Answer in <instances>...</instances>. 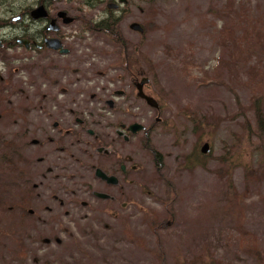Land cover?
I'll list each match as a JSON object with an SVG mask.
<instances>
[{"label": "rangeland", "instance_id": "rangeland-1", "mask_svg": "<svg viewBox=\"0 0 264 264\" xmlns=\"http://www.w3.org/2000/svg\"><path fill=\"white\" fill-rule=\"evenodd\" d=\"M115 1L118 38L72 0L68 53L0 47V264H264V0Z\"/></svg>", "mask_w": 264, "mask_h": 264}, {"label": "flooded vegetation", "instance_id": "flooded-vegetation-1", "mask_svg": "<svg viewBox=\"0 0 264 264\" xmlns=\"http://www.w3.org/2000/svg\"><path fill=\"white\" fill-rule=\"evenodd\" d=\"M72 0H0V47L4 45L22 44L28 50L44 49L53 50L60 53H68L70 47L66 41L75 36L73 23L82 20L81 6H67ZM121 3L125 1L120 0ZM110 3H118L115 0H108L107 10L109 14L115 15L121 4L117 7H109ZM65 12L66 14H62ZM6 13L7 16H4ZM10 14V16H8ZM106 17V18H107ZM73 20L68 22V19ZM104 20V19H102ZM100 19V21H102ZM95 25L98 24V21ZM28 39L29 47L20 39ZM47 38H56L61 41L63 46L69 48L68 52H62L61 48L47 45ZM139 80V79H137ZM135 81V83L137 82ZM160 117H158L159 119ZM127 131V126L124 127ZM119 134V133H118ZM121 135V134H120ZM123 136V135H122ZM146 142L150 137V128L145 130ZM107 182V181H106ZM112 199V198H109Z\"/></svg>", "mask_w": 264, "mask_h": 264}, {"label": "water", "instance_id": "water-1", "mask_svg": "<svg viewBox=\"0 0 264 264\" xmlns=\"http://www.w3.org/2000/svg\"><path fill=\"white\" fill-rule=\"evenodd\" d=\"M122 1H125V0H122ZM117 6H118V3H110L109 4L110 8L117 7ZM62 14H66V13L62 12ZM72 20H73L72 18H69L68 22H70ZM130 27L132 29H134V30H137V31L141 32V33L145 31V29L142 26V24L139 23V22H136V21L132 22ZM19 41L25 43V45L27 47H29V40L28 39L24 38V39H20ZM46 41H47V45L48 46H53L55 48H61L62 52H68V50H69L68 47L63 46V44L61 43V41L59 39L47 38ZM148 81H149V77H147V76H143L141 79L137 80L136 86H137V89H138V95H140L143 98H145L146 101L149 104L159 108V102L156 100V98L154 96L148 94L145 91V89H144V86H145V84ZM124 127H126V124H122V126L117 129V132L119 134L123 135L125 139H129L130 134L124 129ZM144 128H145V124L140 122V121H133L127 126V129L130 130L131 132H137L138 130H141V129H144ZM209 146H210L209 141H205V143L203 144L201 150L203 152H207L208 149H209ZM99 148L102 149L103 147L101 146ZM121 168L123 170H126V165L123 163L121 165ZM95 173H96L97 176L101 177L102 179H105L108 183L118 184L120 182V177H119L118 174H116V173H108L106 170H104L101 167H97ZM97 193L100 196H102V197L109 196V194L106 193V192H97Z\"/></svg>", "mask_w": 264, "mask_h": 264}, {"label": "trees", "instance_id": "trees-1", "mask_svg": "<svg viewBox=\"0 0 264 264\" xmlns=\"http://www.w3.org/2000/svg\"><path fill=\"white\" fill-rule=\"evenodd\" d=\"M118 21H119L118 16L110 14L109 17L98 22V24L95 25V28L97 27L99 29H102V30L108 32L109 34L113 35L114 38H118L120 36H119V33L115 29L116 25L118 24ZM254 106H255V115H256L258 126L261 130H264V106L261 104V98H257L254 101ZM146 143H147V147H149L152 150L154 157H155V160H156V163L158 164V168L160 169L162 167V164H163L162 152L153 149L150 146V140L149 139ZM171 189L173 192V187Z\"/></svg>", "mask_w": 264, "mask_h": 264}, {"label": "bare ground", "instance_id": "bare-ground-1", "mask_svg": "<svg viewBox=\"0 0 264 264\" xmlns=\"http://www.w3.org/2000/svg\"><path fill=\"white\" fill-rule=\"evenodd\" d=\"M199 177H200V176H199ZM197 178H198V177H197ZM202 180H203V179H202ZM210 189H211V188H210ZM203 191H204V190H203ZM200 198H201V197H200ZM200 198H199V199H200ZM31 226H32V225H30V227H31ZM27 227H29V226H27ZM36 227H37V225H36ZM37 228H38V227H37ZM31 229H32V228H31ZM31 229L29 228V230H31ZM27 230H28V228H27ZM27 230H25V231H27ZM27 232H28V231H27ZM29 232H30V231H29ZM25 233H26V232H25ZM22 234H23V232H22ZM22 236H23V235H22ZM24 236H25V235H24ZM32 236H33V235H32ZM7 238H8V237H7ZM15 238H17V236H15ZM32 238H33V237H32ZM23 239H24V238H23ZM9 240H10V239H9ZM35 240H36V239H35ZM35 240H33V241H35ZM23 241H24V240H23ZM31 241H32V240H31ZM71 242H72V241H71ZM9 243H10V241H9ZM9 243H7V245H8ZM24 244H25V242H24ZM21 245H22V244H21ZM25 245H26V244H25ZM10 246H11V245H10ZM28 247H29V246H28ZM32 247H33V246H32ZM29 248H30V247H29ZM37 248H39V247H37ZM66 249H67V247H66ZM12 250H13V248H12ZM15 250H16V249H15ZM85 250H86V249H85ZM16 251H17V250H16ZM16 251H15V252H16ZM28 251H29V250H27V252H28ZM35 251H36V249H35ZM73 251H74V250H73ZM95 251H96V250H95ZM15 252H13V253H15ZM31 252H32V251H31ZM33 252H34V251H33ZM33 252H32V253H33ZM39 252H40V250H39ZM52 252H53V251H52ZM16 253H17V252H16ZM16 253H15V254H16ZM15 254H13V256H14ZM27 254H28V253H27ZM29 254H30V253H29ZM55 254H56V253H54V255H55ZM88 254H89V253H88ZM56 255H57V254H56ZM38 256H39V255H38ZM52 256H53V254H52ZM68 256H69V255H68ZM70 256H71V255H70ZM33 257H34V256H33ZM73 257H74V256H73ZM91 257H92V256H91ZM15 258H16V257H15ZM23 258H24V257H23ZM26 258H27V257H26ZM34 258H35V257H34ZM58 258H59V257H58ZM58 258H57V259H58ZM67 258H68V257H67ZM19 259H20V258H19ZM24 259H25V258H24ZM91 259H92V258H91ZM91 259H90V260H91ZM21 261H22V260H21ZM21 261H20V264L22 263ZM30 261H31V260H30ZM39 261H40V260H39ZM59 261H60V260H59ZM75 261H76V260H75ZM24 262H25V260H24ZM34 262H35V261H34ZM72 262H73V261H72ZM35 263H36V262H35ZM65 263H66V262H65ZM76 263H77V262H76ZM100 263H101V262H100ZM70 264H71V262H70ZM93 264H94V263H93Z\"/></svg>", "mask_w": 264, "mask_h": 264}]
</instances>
